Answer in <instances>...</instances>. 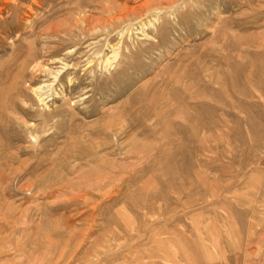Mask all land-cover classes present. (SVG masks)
<instances>
[{
	"label": "rangeland",
	"instance_id": "374dc122",
	"mask_svg": "<svg viewBox=\"0 0 264 264\" xmlns=\"http://www.w3.org/2000/svg\"><path fill=\"white\" fill-rule=\"evenodd\" d=\"M0 264H264V0H0Z\"/></svg>",
	"mask_w": 264,
	"mask_h": 264
},
{
	"label": "bare ground",
	"instance_id": "6f19581e",
	"mask_svg": "<svg viewBox=\"0 0 264 264\" xmlns=\"http://www.w3.org/2000/svg\"><path fill=\"white\" fill-rule=\"evenodd\" d=\"M70 52V51H69ZM59 61V60H58ZM60 62V61H59ZM40 63V62H39ZM68 66V65H67ZM51 72H52V70H51ZM53 73V72H52ZM58 74H59V71L58 72H56L55 73V76H54V78L55 79H57L58 78ZM54 79V80H55ZM70 82V81H69ZM49 85H47V87H48ZM51 87V86H50ZM73 88V87H72ZM43 89H45L44 88V85L43 86H39L36 90L38 91V90H40V92H41V94H40V98L41 97H43L45 94H47V92L46 91H44V92H42L43 91ZM39 93V92H38ZM42 99V98H41ZM43 99H46V97H43ZM57 110V109H56Z\"/></svg>",
	"mask_w": 264,
	"mask_h": 264
}]
</instances>
